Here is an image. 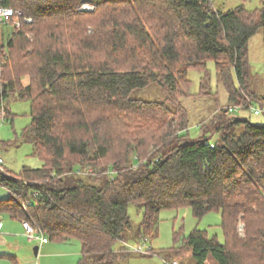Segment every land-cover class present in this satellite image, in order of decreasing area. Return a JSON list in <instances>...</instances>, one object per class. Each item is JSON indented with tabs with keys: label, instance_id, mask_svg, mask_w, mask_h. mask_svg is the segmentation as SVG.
Returning a JSON list of instances; mask_svg holds the SVG:
<instances>
[{
	"label": "trees",
	"instance_id": "obj_1",
	"mask_svg": "<svg viewBox=\"0 0 264 264\" xmlns=\"http://www.w3.org/2000/svg\"><path fill=\"white\" fill-rule=\"evenodd\" d=\"M0 6L22 12L0 42L1 120L10 117L11 95L29 101L20 143L42 163L18 173L0 167V186L9 192L0 215L50 240H78V264H115L131 253L113 250L131 225L130 205L142 212L144 241L161 211L189 207L197 219L220 213L224 243L204 230L187 236L179 230L171 250H184L195 264H264V124L229 115L253 101L264 112L248 65V42L264 29V0L256 10L226 12L211 0H0ZM208 62L228 106L190 140L182 105L191 95L188 72L202 73L204 91ZM153 84L163 101L131 98ZM172 261L179 264H163Z\"/></svg>",
	"mask_w": 264,
	"mask_h": 264
},
{
	"label": "rangeland",
	"instance_id": "obj_2",
	"mask_svg": "<svg viewBox=\"0 0 264 264\" xmlns=\"http://www.w3.org/2000/svg\"><path fill=\"white\" fill-rule=\"evenodd\" d=\"M215 10L226 12L237 6H243L247 10H256L261 7V0H211ZM92 12L95 10L90 4H83ZM81 7L78 9L80 10ZM15 25H2L0 27V42L6 43L15 31ZM29 38L31 35H27ZM248 65L250 67L251 90L264 100V29H261L248 42ZM209 72V87L204 84V91H200L202 73L191 70L188 79L191 81V95L182 100V105L189 115L188 137L190 140L199 139L206 133L201 128L222 107H227V94L218 84L213 62L206 66ZM29 77L22 78V84L28 85ZM210 89V90H209ZM16 96H10L5 104L10 112V117L2 121L0 115V160L2 173L5 170L18 173L23 167L40 168L41 161L33 155L30 144H21L20 136L22 130L30 123V103L27 100H18ZM132 99L143 101H163L164 95L157 85L153 84L147 88L134 90ZM218 101V102H217ZM219 105V106H218ZM253 106L258 108V102L253 101ZM264 111V109H263ZM264 113V112H263ZM256 116L250 109L236 108L229 115L239 119H248L255 124H264V114ZM218 137L213 135L211 142H216ZM9 196V192L0 186V199ZM128 216L131 220L130 227L124 233V239L113 244V250L123 248L131 251L128 258L119 259L115 264H163L164 261L176 259L179 264H195L189 253L182 250L179 254L171 250L175 245L173 233L181 230L184 236L193 230H204L208 236H216L223 244L224 237L221 230L220 213H210L201 219L193 217L189 207L169 209L161 211L150 231V237L145 240L147 233L140 229L142 212L134 206L128 208ZM3 226V227H2ZM244 226L239 224L238 233L243 235ZM48 240L47 245L40 246L38 240L28 241L22 234L21 223L10 219L7 215H0V264H78L81 255V244L76 239L67 242ZM18 250H11L15 248ZM13 246V247H12ZM37 246L40 250L37 256L33 248ZM152 249L151 254L144 255L145 250ZM139 252H136L138 251ZM209 264H214L209 262Z\"/></svg>",
	"mask_w": 264,
	"mask_h": 264
},
{
	"label": "built area",
	"instance_id": "obj_3",
	"mask_svg": "<svg viewBox=\"0 0 264 264\" xmlns=\"http://www.w3.org/2000/svg\"><path fill=\"white\" fill-rule=\"evenodd\" d=\"M82 10L90 11L89 9H87L86 6H84ZM21 17H22V12L20 10H15V9L0 6V27L2 25L9 24L10 21H12L14 25L19 26V20ZM24 21L26 23H30L31 19L26 18L24 19ZM248 109H250L256 116L261 114L262 112V110H260L259 108H255L253 105L249 106ZM0 167H1V160H0ZM35 195L36 193L33 194V196ZM22 227L24 229V234L28 241L38 240L41 244L48 242L46 237L42 235H37L34 229L27 222H22ZM166 264H178V263L176 261H172Z\"/></svg>",
	"mask_w": 264,
	"mask_h": 264
},
{
	"label": "crops",
	"instance_id": "obj_4",
	"mask_svg": "<svg viewBox=\"0 0 264 264\" xmlns=\"http://www.w3.org/2000/svg\"><path fill=\"white\" fill-rule=\"evenodd\" d=\"M21 223V222H20ZM3 227V226H2ZM21 228H22V234H23V236H25V234H24V229H23V227H22V223H21ZM30 242V241H29ZM40 246H43V245H47L48 244V242L47 243H44V244H41V243H38ZM13 247V246H12ZM18 250L19 248L15 245V248H12L11 250ZM40 250V248L38 247V249H37V253H38V251ZM37 256V255H36Z\"/></svg>",
	"mask_w": 264,
	"mask_h": 264
},
{
	"label": "water",
	"instance_id": "obj_5",
	"mask_svg": "<svg viewBox=\"0 0 264 264\" xmlns=\"http://www.w3.org/2000/svg\"><path fill=\"white\" fill-rule=\"evenodd\" d=\"M37 249H38L37 246H35V247L33 248V253H34L35 256L37 255Z\"/></svg>",
	"mask_w": 264,
	"mask_h": 264
}]
</instances>
